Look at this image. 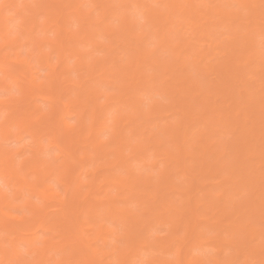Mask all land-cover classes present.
<instances>
[{
  "label": "clouds",
  "instance_id": "9594fccd",
  "mask_svg": "<svg viewBox=\"0 0 264 264\" xmlns=\"http://www.w3.org/2000/svg\"><path fill=\"white\" fill-rule=\"evenodd\" d=\"M0 264H264V0H0Z\"/></svg>",
  "mask_w": 264,
  "mask_h": 264
}]
</instances>
